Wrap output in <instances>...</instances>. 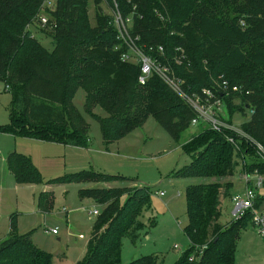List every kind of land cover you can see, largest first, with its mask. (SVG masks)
Returning <instances> with one entry per match:
<instances>
[{"label": "trees", "instance_id": "16d2710c", "mask_svg": "<svg viewBox=\"0 0 264 264\" xmlns=\"http://www.w3.org/2000/svg\"><path fill=\"white\" fill-rule=\"evenodd\" d=\"M114 1L123 15H133L134 32L141 37L142 46L146 51L154 48V58L170 68L188 96L202 97L205 89L216 92L229 111L230 123L235 116L245 117L247 110H253L241 128L264 146V0ZM114 1L57 0L44 29L51 28L54 50L50 51L27 27L38 20L44 0H0V81L12 95L10 122L0 127L1 133L71 147L86 145L89 125L73 102L81 88L86 93L85 111L99 121L105 145L141 128L148 117L160 123L175 142L180 141L196 114L160 78L153 76L141 86L139 65L121 60V52L115 51L117 31L105 8H113ZM91 4L96 8L94 25L89 16ZM160 46L163 56L156 52ZM223 82L239 91L220 94ZM97 108L107 116L95 114ZM228 135L238 139L230 132L218 133L205 126L182 146L191 163L172 177L205 182L187 188L185 233L191 247L175 264L237 263V238L250 226L251 217L221 223L222 201L231 197L232 179L243 165L240 154L227 141ZM248 154V171L258 169L264 174V165L252 151ZM7 163L18 185L41 182L28 156L11 153ZM125 180L90 171L51 183ZM52 195L48 191L41 194L42 211L52 205ZM124 195L127 199L122 204ZM80 196L103 210L94 224L87 255L78 264H120L123 239L129 235L136 243L148 229L140 216L150 202L149 188H89L81 190ZM263 203L264 195H259L258 206ZM15 227L12 218L11 230ZM157 260L145 256L129 264H157ZM53 261L52 254L35 246L31 234L12 232L0 242V264Z\"/></svg>", "mask_w": 264, "mask_h": 264}, {"label": "rangeland", "instance_id": "374dc122", "mask_svg": "<svg viewBox=\"0 0 264 264\" xmlns=\"http://www.w3.org/2000/svg\"><path fill=\"white\" fill-rule=\"evenodd\" d=\"M105 8L109 11L108 7ZM95 13L96 8L91 4L89 16L93 25ZM27 27L43 47L54 50L50 30L45 31L35 19ZM85 101V90L80 88L73 102L88 123L90 136L87 144L82 147L0 132V242L12 232L17 236L31 234L36 247L54 256L53 264H78L87 255L97 221V217L91 216L90 212L94 208L100 213L103 210L92 200H81V190L147 186L151 197L149 205L143 209L140 221L148 229L136 243H133L129 235L123 239L120 264H129L145 256L157 257V264H175L191 247L185 233L188 223L187 188L204 184L205 181L174 178L172 174L191 163V158L184 154L182 146L198 135L204 126H191L177 143L160 123L153 117H148L141 128L118 142L105 145L99 121L86 113ZM11 102V92L0 81V127L10 122ZM94 113L107 116L101 108L95 109ZM249 120V113L246 117L234 118V122L238 124ZM11 153L28 156L41 182L18 185L7 166V157ZM241 168L242 166L238 167L232 179L234 186L231 196L242 192ZM90 171L128 180L111 184L51 183L55 179ZM47 191L53 193V198L52 205L44 212L40 209L39 200L41 194ZM160 192H164L166 196L159 197ZM262 192L264 193V188ZM126 199L127 195H124L121 203H125ZM222 202L224 211L221 223L225 225L232 217L233 201L229 197ZM12 218L16 222L14 231L11 230ZM52 229H57L58 234H46L47 230ZM175 246L179 248L176 249ZM237 247L236 264H264V242L251 226L241 230Z\"/></svg>", "mask_w": 264, "mask_h": 264}, {"label": "built area", "instance_id": "2783aa9c", "mask_svg": "<svg viewBox=\"0 0 264 264\" xmlns=\"http://www.w3.org/2000/svg\"><path fill=\"white\" fill-rule=\"evenodd\" d=\"M113 3V8L108 7V13L110 12L109 14L112 16L111 25L115 31H117V44L115 51L121 52V60L124 63L139 65V84L145 86L153 76L160 78V80L163 81L174 93L186 101L195 112L196 116L191 122L192 127L206 126L212 131L218 133L230 132L238 137V139L235 140V137L227 136V141H229V143L236 149V152L240 154L245 167L244 170L243 165L241 168L240 184L243 187L242 192L231 196L233 202L230 222H238L247 218L249 215L251 217L250 226L264 242V203L258 206L259 195H264L262 192L264 188V174H261L258 169L249 172L246 168L247 162L245 161L246 159L251 158V155L248 153L252 151L255 158L264 165V146L242 130V123L238 124V122H234V119L232 123L228 122L229 111L226 109L222 98L220 99L216 92L205 89L202 92V97L200 95L188 96L182 88L183 83L174 76V73L170 68L167 65L160 63L157 58H154L151 53L154 48L151 47L148 49L149 51H146V47L142 46L141 37L134 32L135 21L133 15H123L115 1ZM56 7L57 0H44L40 12L41 14L37 20L38 24L41 25L43 29H47L46 27L49 24V14L54 12ZM51 27H53V25ZM48 30L51 31V28H48ZM157 48L156 52L163 56V47L160 46ZM177 52H181V49H178ZM176 63L180 64L179 61H176ZM230 90L231 92L239 91L238 87L230 89L227 82H223L218 92L230 96ZM222 112H225V114L223 115ZM246 113H249L251 117L255 112L253 110H247ZM226 115H228V117H226ZM242 144L247 147V150H243ZM158 196L164 197L165 193L160 192L158 193ZM92 211L93 212H90L91 216L98 217L100 215L98 209L94 208ZM46 234L57 235L58 230H47ZM175 248L178 249L179 247L175 246Z\"/></svg>", "mask_w": 264, "mask_h": 264}, {"label": "crops", "instance_id": "0c3cea01", "mask_svg": "<svg viewBox=\"0 0 264 264\" xmlns=\"http://www.w3.org/2000/svg\"><path fill=\"white\" fill-rule=\"evenodd\" d=\"M165 196H166V194H165Z\"/></svg>", "mask_w": 264, "mask_h": 264}]
</instances>
